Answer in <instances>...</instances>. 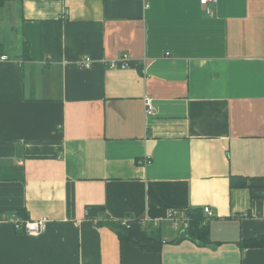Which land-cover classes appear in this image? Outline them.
Returning a JSON list of instances; mask_svg holds the SVG:
<instances>
[{"label": "crops", "instance_id": "1", "mask_svg": "<svg viewBox=\"0 0 264 264\" xmlns=\"http://www.w3.org/2000/svg\"><path fill=\"white\" fill-rule=\"evenodd\" d=\"M147 1L0 6V264H264L238 244L264 234V0ZM194 208L210 242H171Z\"/></svg>", "mask_w": 264, "mask_h": 264}, {"label": "trees", "instance_id": "2", "mask_svg": "<svg viewBox=\"0 0 264 264\" xmlns=\"http://www.w3.org/2000/svg\"><path fill=\"white\" fill-rule=\"evenodd\" d=\"M7 0H0V6H2ZM104 212L102 207H88V213L91 217L95 218L99 213ZM18 216H23L24 211L19 210L16 213ZM189 222L186 228H182L179 231V235L171 242L176 243L182 240L188 239L198 245L208 244L209 228L203 224L205 216L202 210L199 208L191 209L187 212ZM23 218H26L24 215ZM126 222H112L107 221L108 224L116 231L119 238L123 241H127L145 252H159L163 242L159 229L148 226H143L142 222L132 217L126 218ZM239 246L244 248H257L264 247V234L257 235L256 237L244 239L238 241Z\"/></svg>", "mask_w": 264, "mask_h": 264}, {"label": "built area", "instance_id": "3", "mask_svg": "<svg viewBox=\"0 0 264 264\" xmlns=\"http://www.w3.org/2000/svg\"><path fill=\"white\" fill-rule=\"evenodd\" d=\"M143 1L145 2V6L147 7L148 1L147 0H143ZM199 1L201 5L205 8L216 2V0H199ZM6 59H7L6 55L0 56V61ZM77 64L79 67L83 69H89L92 65V59L91 57L84 55L78 59ZM127 65H128L127 55H123V57L120 59V67H126ZM110 66L115 67L116 65L113 62H111ZM144 106H145V113L147 116L155 113V107L151 97L146 96L144 98ZM203 211L207 215V218L212 216V212L210 211L209 207L207 206L203 207ZM168 218L172 221L175 227L178 226V220L174 217L172 213L169 215ZM4 219L12 222L17 230L22 231L23 233L28 235L36 236L39 235L44 230V220H39V221L21 220L14 214L9 217H4ZM126 220L127 219L125 218L121 222L125 223ZM187 225H188L187 220H185L182 223L181 227L186 228Z\"/></svg>", "mask_w": 264, "mask_h": 264}]
</instances>
